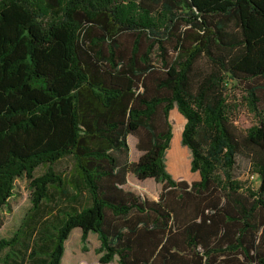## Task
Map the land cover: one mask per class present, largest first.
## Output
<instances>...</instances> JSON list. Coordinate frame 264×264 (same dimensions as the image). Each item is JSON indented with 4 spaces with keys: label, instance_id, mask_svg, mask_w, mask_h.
<instances>
[{
    "label": "trees",
    "instance_id": "trees-1",
    "mask_svg": "<svg viewBox=\"0 0 264 264\" xmlns=\"http://www.w3.org/2000/svg\"><path fill=\"white\" fill-rule=\"evenodd\" d=\"M259 80L264 0H0V211L19 179L31 202L0 240V264H61L74 229L85 252L97 235L98 264H264ZM239 87L256 117L247 130L230 100ZM175 108L199 174L191 184L166 167ZM169 155L181 177V146ZM238 156L257 189L235 177ZM66 158L68 179L54 170ZM130 174L161 184L158 200L125 190ZM63 197L68 210L47 221Z\"/></svg>",
    "mask_w": 264,
    "mask_h": 264
},
{
    "label": "rangeland",
    "instance_id": "rangeland-1",
    "mask_svg": "<svg viewBox=\"0 0 264 264\" xmlns=\"http://www.w3.org/2000/svg\"><path fill=\"white\" fill-rule=\"evenodd\" d=\"M162 32V31H161ZM133 40V37L130 35H123L122 41L126 44L130 43ZM169 55L174 57L176 54L173 51V48H169ZM154 60H158V51H154ZM157 62V61H156ZM207 66L206 64L204 67ZM264 87V80L258 81ZM247 93L242 87L231 91L230 100L232 104H236L235 107V116H236V125L240 130H247L256 124V117L254 112L251 111L248 106V102L245 100ZM262 98L264 102V91L262 93ZM170 124L172 125L173 138L171 141L170 149L166 152L165 160L167 171L170 173L172 178L176 181L184 180L191 184L194 181L199 180L198 173L191 172V160L192 156L190 151L182 145V131L185 125V119L182 117L177 109H173L170 112L169 117ZM137 138L135 136H128L127 143L129 146L128 160L131 163L137 162L141 156V152L137 150ZM181 146V150L185 155V174L181 177H176L174 170L171 167L173 157L169 155L170 151L174 153L177 152L178 147ZM46 167L42 166L38 168L35 172L36 176L42 175L46 171ZM73 161L71 158H66L60 161L54 166V170L58 173H61L65 179L70 178L72 175ZM235 177L242 182H245L247 185L252 186L257 189L260 186V179L258 175L252 174V167L250 160L243 156L237 157V164L235 168ZM124 189L131 191L141 198H146L149 200H158L159 195L162 191V185L157 183L153 179H148L145 181L138 180L134 175L130 174L128 176V182L124 186ZM68 191V190H67ZM68 192H72L71 190ZM84 200V196H83ZM54 206L53 213H49L45 216L48 218L49 222H57L59 218L62 217L60 210L65 208V211L68 210L69 204L66 199L63 197L61 201L57 204L54 202L51 204ZM73 207L77 209H82V205L79 203L72 204ZM31 208L30 202V191L28 188V183L25 179H19L15 183L13 197L9 200L8 205L0 211V240L10 239L14 233L21 226L23 219L27 215ZM82 232L80 229H74L69 235L68 240L65 243V252L61 261V264H98L101 254L97 253L98 248L100 247V242L96 234L91 233L87 239L86 248L87 251L83 250V244L81 242ZM118 258L116 257L112 264L117 263Z\"/></svg>",
    "mask_w": 264,
    "mask_h": 264
},
{
    "label": "crops",
    "instance_id": "crops-1",
    "mask_svg": "<svg viewBox=\"0 0 264 264\" xmlns=\"http://www.w3.org/2000/svg\"><path fill=\"white\" fill-rule=\"evenodd\" d=\"M90 235V234H89Z\"/></svg>",
    "mask_w": 264,
    "mask_h": 264
}]
</instances>
